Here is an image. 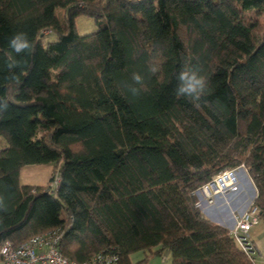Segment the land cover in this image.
Instances as JSON below:
<instances>
[{
	"label": "trees",
	"instance_id": "trees-1",
	"mask_svg": "<svg viewBox=\"0 0 264 264\" xmlns=\"http://www.w3.org/2000/svg\"><path fill=\"white\" fill-rule=\"evenodd\" d=\"M251 13L264 18V0H0V247L58 231L77 264H256L196 194L245 166L264 223V25ZM81 17L96 31L80 35ZM17 32L30 54L9 47ZM184 65L209 82L199 106L175 95ZM50 164L47 186L20 184Z\"/></svg>",
	"mask_w": 264,
	"mask_h": 264
},
{
	"label": "built area",
	"instance_id": "built-area-1",
	"mask_svg": "<svg viewBox=\"0 0 264 264\" xmlns=\"http://www.w3.org/2000/svg\"><path fill=\"white\" fill-rule=\"evenodd\" d=\"M241 172H248V170L241 166L219 173L212 182L197 191L199 200L200 198L209 200L212 196L239 192ZM55 178L53 184L56 187L60 182V176ZM255 198L256 196L248 208L236 217L235 226L229 230L239 248L247 255L255 253L250 233L261 221L259 208L254 205ZM200 204L199 202V206ZM61 238L62 235L58 231H50L34 236L21 245L6 241L0 247V256L5 264H77L70 262L61 253L59 249ZM163 260H166V256ZM90 264H117V257L97 255Z\"/></svg>",
	"mask_w": 264,
	"mask_h": 264
},
{
	"label": "crops",
	"instance_id": "crops-1",
	"mask_svg": "<svg viewBox=\"0 0 264 264\" xmlns=\"http://www.w3.org/2000/svg\"><path fill=\"white\" fill-rule=\"evenodd\" d=\"M239 178V192L229 193L227 195H216L211 201L204 199L203 201H200V207L203 214L211 221L227 228L228 230L235 226L236 217H238L248 208L257 194L255 185L248 172H241ZM256 227H254L252 231ZM263 238L264 229L262 231L255 232L251 237V241L255 247V253L253 256L256 264L258 263L255 257L257 254H261L260 250L258 249L257 240L261 241ZM166 254L167 253L164 252L162 255H153L147 261L141 264H172V260H169ZM164 256H166V260H163ZM144 257V253L139 252L131 256V261L133 264H137L138 262H141Z\"/></svg>",
	"mask_w": 264,
	"mask_h": 264
},
{
	"label": "clouds",
	"instance_id": "clouds-1",
	"mask_svg": "<svg viewBox=\"0 0 264 264\" xmlns=\"http://www.w3.org/2000/svg\"><path fill=\"white\" fill-rule=\"evenodd\" d=\"M9 47L17 55L28 53L30 54L33 51V44L28 39L27 33L17 32L12 36L9 41ZM10 73L11 79L13 81L19 82L18 75L15 74L12 70L19 66L18 61L9 58L7 64ZM159 70L158 66L155 64L149 65V71L152 74H155ZM132 80L135 85H140L141 87L129 86V91L133 96H138L140 94L141 88H144V78L139 73H133ZM178 84L175 89V95L179 97H184L189 99L195 106H199V101L202 97H205L209 94L208 87L209 82L207 78L201 75L198 69L189 67L188 65L182 66L178 77ZM8 104L6 101H0V113L6 110ZM3 198L0 197V208H3Z\"/></svg>",
	"mask_w": 264,
	"mask_h": 264
},
{
	"label": "rangeland",
	"instance_id": "rangeland-1",
	"mask_svg": "<svg viewBox=\"0 0 264 264\" xmlns=\"http://www.w3.org/2000/svg\"><path fill=\"white\" fill-rule=\"evenodd\" d=\"M60 16L62 15V12L59 11L58 13ZM252 18L259 19L261 24L264 25V18L263 16L258 18V16L255 13H251L249 15ZM76 27L77 31L80 35H87L90 33H93L96 31V25L94 20L81 17L76 21ZM48 40V39H47ZM50 41L55 40V37L49 38ZM5 141L3 138H0V144H4ZM56 165L50 164V165H31L26 166L23 169H21L20 172V184L22 186L24 185H33V186H42L45 187L50 183L51 177L53 173L55 172ZM245 167V166H244ZM57 178L59 175H56ZM56 179V178H55ZM55 182V180H54ZM54 186V184H53ZM214 196H212L209 200L213 199ZM205 200V199H204ZM203 201V199L200 198L199 202ZM253 201V200H252ZM201 205V204H200ZM201 208V207H200ZM264 229V223L260 221L259 226H257L251 233L250 236L252 237L253 234L257 231H262ZM258 249L260 250L261 254L255 257L258 264H264V238L261 241H258ZM169 260L171 259L170 255L166 254ZM0 264H5L4 262H0Z\"/></svg>",
	"mask_w": 264,
	"mask_h": 264
},
{
	"label": "bare ground",
	"instance_id": "bare-ground-1",
	"mask_svg": "<svg viewBox=\"0 0 264 264\" xmlns=\"http://www.w3.org/2000/svg\"><path fill=\"white\" fill-rule=\"evenodd\" d=\"M197 194V193H196ZM198 197V196H197ZM198 199H199V197H198Z\"/></svg>",
	"mask_w": 264,
	"mask_h": 264
}]
</instances>
